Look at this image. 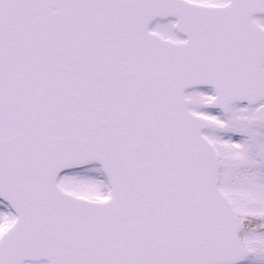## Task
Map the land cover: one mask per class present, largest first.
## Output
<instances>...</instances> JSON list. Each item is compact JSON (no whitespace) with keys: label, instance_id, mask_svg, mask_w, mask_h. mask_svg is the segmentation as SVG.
I'll return each mask as SVG.
<instances>
[{"label":"snow or ice","instance_id":"6c2138e0","mask_svg":"<svg viewBox=\"0 0 264 264\" xmlns=\"http://www.w3.org/2000/svg\"><path fill=\"white\" fill-rule=\"evenodd\" d=\"M0 264H264V0H0Z\"/></svg>","mask_w":264,"mask_h":264}]
</instances>
